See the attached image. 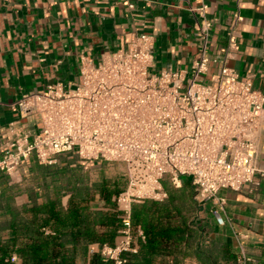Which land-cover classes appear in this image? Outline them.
<instances>
[{"label":"built area","instance_id":"obj_1","mask_svg":"<svg viewBox=\"0 0 264 264\" xmlns=\"http://www.w3.org/2000/svg\"><path fill=\"white\" fill-rule=\"evenodd\" d=\"M190 9L197 17L198 54L189 69L154 71L153 35L133 31L124 47L106 50L96 61L82 55L78 80L49 82L11 104L41 124L37 134H16L5 143L0 171L11 181H19L20 167L31 156L45 165L60 155L88 164H121L125 186L113 200L123 225L114 244L100 248L111 264H125L122 253L137 250L144 234L131 224V206L165 198L164 178L175 187L190 178L198 202L216 205L212 214L219 225L228 220L218 191L239 190L256 173L264 179L256 163L264 92L228 66L225 57L204 80L210 63L217 61L209 54L212 19L206 3ZM227 36L228 47L235 48L234 27ZM232 235L239 264H258L246 252L247 234L232 230Z\"/></svg>","mask_w":264,"mask_h":264},{"label":"crops","instance_id":"obj_2","mask_svg":"<svg viewBox=\"0 0 264 264\" xmlns=\"http://www.w3.org/2000/svg\"><path fill=\"white\" fill-rule=\"evenodd\" d=\"M201 2L212 19L209 54L217 59L204 80L225 57L228 66L264 92V0H0V155L14 135L33 136L41 128L36 116L13 109L14 101L49 82L78 80L82 55L96 61L102 52L124 47L133 31L153 35L154 71L189 69L198 54L197 17L190 8ZM232 27L235 48L228 47ZM257 143V167L264 170V103ZM218 195L225 198L228 221L217 228L233 245L232 230L246 233L247 254L254 261L264 258V179L256 173L253 182L239 190L222 188ZM15 200L22 205L28 196ZM201 206L215 221L213 201ZM91 248L99 249L97 244Z\"/></svg>","mask_w":264,"mask_h":264},{"label":"trees","instance_id":"obj_3","mask_svg":"<svg viewBox=\"0 0 264 264\" xmlns=\"http://www.w3.org/2000/svg\"><path fill=\"white\" fill-rule=\"evenodd\" d=\"M22 164L27 171L19 181L0 171V264H111L100 248L113 245L123 225L113 200L123 176L100 172L91 179L89 164L76 156L60 155L51 165L31 156ZM162 184L165 198L131 206V224L144 238L135 252L122 253L125 264H239L232 241L195 198L191 179L183 177L179 187L167 178ZM23 193L28 201L18 205Z\"/></svg>","mask_w":264,"mask_h":264},{"label":"rangeland","instance_id":"obj_4","mask_svg":"<svg viewBox=\"0 0 264 264\" xmlns=\"http://www.w3.org/2000/svg\"><path fill=\"white\" fill-rule=\"evenodd\" d=\"M88 166H89L88 174L91 179L98 177L100 172H103L108 176H115V175L122 176L121 164L117 162H101L98 164H89ZM23 167L24 166L22 164L20 167L21 172Z\"/></svg>","mask_w":264,"mask_h":264}]
</instances>
